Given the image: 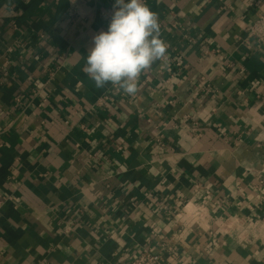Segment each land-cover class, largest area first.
I'll use <instances>...</instances> for the list:
<instances>
[{
    "label": "crops",
    "instance_id": "crops-1",
    "mask_svg": "<svg viewBox=\"0 0 264 264\" xmlns=\"http://www.w3.org/2000/svg\"><path fill=\"white\" fill-rule=\"evenodd\" d=\"M115 0H0V264H264V0H145L134 95L83 71Z\"/></svg>",
    "mask_w": 264,
    "mask_h": 264
},
{
    "label": "clouds",
    "instance_id": "clouds-1",
    "mask_svg": "<svg viewBox=\"0 0 264 264\" xmlns=\"http://www.w3.org/2000/svg\"><path fill=\"white\" fill-rule=\"evenodd\" d=\"M83 71L97 88L111 83L134 95L140 74L166 54L158 17L145 0H115L106 31L94 35Z\"/></svg>",
    "mask_w": 264,
    "mask_h": 264
},
{
    "label": "built area",
    "instance_id": "built-area-1",
    "mask_svg": "<svg viewBox=\"0 0 264 264\" xmlns=\"http://www.w3.org/2000/svg\"><path fill=\"white\" fill-rule=\"evenodd\" d=\"M250 34L264 46V11L259 15L256 22L251 26ZM10 197L0 196V214ZM129 264H166L161 254L151 247L143 248Z\"/></svg>",
    "mask_w": 264,
    "mask_h": 264
}]
</instances>
